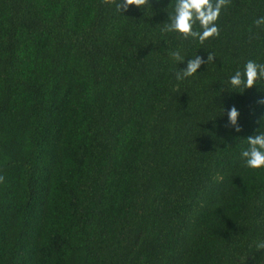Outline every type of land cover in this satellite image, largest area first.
<instances>
[{"label": "trees", "instance_id": "1", "mask_svg": "<svg viewBox=\"0 0 264 264\" xmlns=\"http://www.w3.org/2000/svg\"><path fill=\"white\" fill-rule=\"evenodd\" d=\"M175 2L0 0V264H264V168L241 158L264 78L229 83L264 63V0L202 44L164 31Z\"/></svg>", "mask_w": 264, "mask_h": 264}, {"label": "clouds", "instance_id": "2", "mask_svg": "<svg viewBox=\"0 0 264 264\" xmlns=\"http://www.w3.org/2000/svg\"><path fill=\"white\" fill-rule=\"evenodd\" d=\"M105 5H114L120 13L127 12L130 7L135 6L138 9H144L149 5V0H102ZM230 3V0H176L173 12L169 15V21L165 23L164 31L176 33L183 39L192 38L198 40L201 44L208 38L219 35V29L216 21L220 15L222 7ZM199 23L201 31L194 30L193 26ZM256 26L264 25V17H260L254 21ZM170 57L179 63H183L184 58L180 51H172ZM215 56L208 53L207 60L196 55L194 58L187 60L185 68H180L175 73L177 81H183L192 77L198 72V69L204 64L213 63ZM264 78V63H256L248 61L243 72L237 71L230 78V85L233 88L251 89L255 86L258 79ZM264 104V100L258 101ZM239 112L235 106L227 112L229 124L235 131L239 132L238 125ZM248 147L241 152L243 167L251 170H259L264 168V132L257 130L255 135L246 138ZM4 177L0 176V183H3ZM257 250H264V241L257 243Z\"/></svg>", "mask_w": 264, "mask_h": 264}]
</instances>
